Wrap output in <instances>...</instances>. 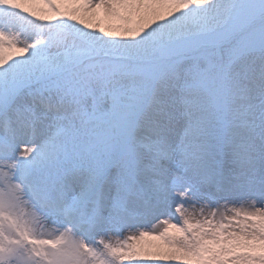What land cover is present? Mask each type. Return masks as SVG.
I'll return each mask as SVG.
<instances>
[{
    "label": "snow or ice",
    "instance_id": "obj_1",
    "mask_svg": "<svg viewBox=\"0 0 264 264\" xmlns=\"http://www.w3.org/2000/svg\"><path fill=\"white\" fill-rule=\"evenodd\" d=\"M0 264H264V0H0Z\"/></svg>",
    "mask_w": 264,
    "mask_h": 264
}]
</instances>
